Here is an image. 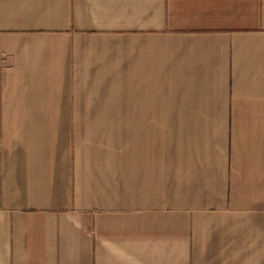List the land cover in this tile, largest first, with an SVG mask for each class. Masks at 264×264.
<instances>
[{
	"label": "crops",
	"instance_id": "1",
	"mask_svg": "<svg viewBox=\"0 0 264 264\" xmlns=\"http://www.w3.org/2000/svg\"><path fill=\"white\" fill-rule=\"evenodd\" d=\"M0 264H264V0H0Z\"/></svg>",
	"mask_w": 264,
	"mask_h": 264
}]
</instances>
